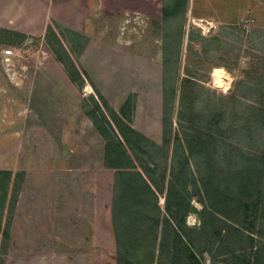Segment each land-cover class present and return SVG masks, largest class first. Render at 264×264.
Returning <instances> with one entry per match:
<instances>
[{
	"label": "rangeland",
	"instance_id": "1",
	"mask_svg": "<svg viewBox=\"0 0 264 264\" xmlns=\"http://www.w3.org/2000/svg\"><path fill=\"white\" fill-rule=\"evenodd\" d=\"M26 1L33 5L28 12L45 24L42 34V25L29 26V13H22ZM163 2L16 0L17 28L27 33L0 30V166L6 168L13 155L17 161L10 196L18 195L21 169L34 164V154L23 153L39 136L48 141L45 160H59L55 145L67 130L81 137L68 142L77 153L64 143V163L91 160L88 155L104 162L111 122L146 151H138V171L128 172L115 189L124 187L118 198L123 218L116 220L113 209L115 248L67 249L59 240L66 232L54 217L41 221L33 212L27 219L41 241L16 249V260L28 255L30 264H125L118 256L129 248L130 264H183L175 230L202 264H241L258 242L264 247L260 207L252 210L254 228L240 212L245 202L264 197V0H188L185 16L168 23ZM5 48L16 52L10 62L2 61ZM215 69L226 86L214 82ZM122 148L133 157L125 142ZM122 172L118 168L114 176ZM167 196L184 205L180 225L170 220ZM11 198L2 215L0 264H11L13 255L7 245L8 235L15 238L8 226ZM74 220L71 231L85 232L84 218ZM250 232L255 242L246 240ZM17 233L19 242L24 237ZM116 234L125 240L117 242ZM136 241L141 249L133 248Z\"/></svg>",
	"mask_w": 264,
	"mask_h": 264
},
{
	"label": "crops",
	"instance_id": "2",
	"mask_svg": "<svg viewBox=\"0 0 264 264\" xmlns=\"http://www.w3.org/2000/svg\"><path fill=\"white\" fill-rule=\"evenodd\" d=\"M32 6L31 1H26L25 4L21 5L22 13L26 14V11L28 12L27 9H32ZM32 14L29 13L28 25H42V30L40 31L42 34L45 30V27H43L45 24L42 23L41 17L37 16L36 12L33 13L32 11ZM16 17V0H0V29H19L25 32V30L20 29L21 27L17 28L22 23H17ZM75 136L81 137V132H77V134L73 132L70 135L67 130H62L59 143L55 145L54 151L61 153L59 160H45L46 158L48 159V156L46 157L48 151L46 137L42 138V136H39L40 142L33 146L32 152L29 150L24 151L23 156H28V152L34 154L31 156L34 159V164H26L21 169L23 171V179L20 182L17 196H10L13 186L16 184L17 161H14L16 156H11L13 162L11 161L6 168H1L0 166V203L3 206V212L0 209V229L4 225L2 223V215L5 211V206L7 205L8 207V202L13 197L15 210L8 226L11 228V234L13 233L15 238L18 235L17 232H20V237H24V239L21 238L17 242L15 238H11V235H8V249L13 250V255L11 257L8 256L12 258L8 261L9 263L30 264L27 258L28 255L19 256V259L16 260L15 250L19 249L18 252H20V249L26 250L27 247H31L30 244L32 242L41 241L40 233L35 230L32 231L30 220L27 219V216L31 217L33 212L41 218V221L43 218L54 217L58 227L61 226L63 231L66 232L65 236L61 233L62 237L59 236V240L63 238L61 243L63 242L67 249H76L77 247L91 248L98 246L99 243H102L103 247L105 246L109 250L115 248V238L112 230L113 200L114 196L122 195L124 187H120L118 190L115 189L117 185H121L119 184L121 179H126L128 172L134 171V169L138 171L137 163L135 162V168H122L125 169V173L122 172L116 176L114 174L118 168L107 165L105 161H94L91 155H88L91 160L79 162L74 161L73 157H71L70 161L64 163V156H62L64 143H68L70 140L75 141ZM100 145L102 146V144ZM73 146V143H68L66 151L79 152V148H76V146L73 148ZM87 147L89 153H95V149L92 148L94 145L88 143ZM101 151H105L104 143ZM40 159L43 161H39ZM19 212L22 215H19ZM53 212H56L54 216H52ZM77 216L84 218L81 225L86 228L85 232H83V229L82 232L79 231L80 234L71 231L75 227L76 221L74 218ZM69 264L76 263L70 260Z\"/></svg>",
	"mask_w": 264,
	"mask_h": 264
},
{
	"label": "trees",
	"instance_id": "3",
	"mask_svg": "<svg viewBox=\"0 0 264 264\" xmlns=\"http://www.w3.org/2000/svg\"><path fill=\"white\" fill-rule=\"evenodd\" d=\"M187 5H188V0H164L163 5L161 7V15H162V19L165 23L168 22H173L175 18H179L180 15H182L181 17L185 16V12L187 9ZM184 19V18H182ZM182 27V26H180ZM1 32H5V33H11L9 31L0 29ZM25 36V34H24ZM264 63V61H263ZM260 64V63H259ZM72 80V79H71ZM256 102H259V100H256ZM107 128L109 131L108 132V136L106 137V144H105V152H107V154L105 155V163L113 168H135V162H143L140 154L138 151H143L146 152L145 150H143L142 148H136L137 147V142H135V140H132V138L130 136H127L124 133V137L122 135H120L117 130L113 127V123H108ZM120 128V127H119ZM133 134H136L135 132H133ZM124 142L127 144V146L129 147L130 150H132V153L134 154L133 157H131L123 148L122 145L124 144ZM114 145V146H113ZM113 146V147H112ZM136 146V147H135ZM152 147V146H151ZM189 150L191 155L193 154L192 151V147L189 145ZM110 148V149H109ZM119 148H122V150H119ZM108 149V150H107ZM189 155V154H188ZM185 159V158H184ZM156 167V165H154ZM151 169V168H150ZM3 176V175H1ZM145 193L144 189H139L138 193ZM257 196H262L263 191L260 190H256ZM133 196H137L135 194H133ZM116 197L117 201H115L114 203V211H115V219H122L123 218V211H121V204L118 200L119 196H114V198ZM168 197V213H169V217L170 220H172V222H176V225H180L181 220L184 218L185 216V212L182 211V209L184 208V205L179 201L176 200L174 203H170L169 201V196ZM255 203V204H254ZM244 208L240 209V212H242L243 215V219L244 221H249L252 216H253V212L252 210H256L257 207H260L261 210V214H263L264 216V197H262L261 199H256L255 201L252 202H245L244 204ZM131 207H126L127 210H129ZM209 217H214V215L207 213ZM125 221V219H124ZM142 221V220H141ZM180 221V222H179ZM133 223H137L138 220L136 219H132ZM249 224L251 227L254 228V224L253 221L250 220ZM126 225V224H124ZM157 229H159V226L157 228H155L154 231H156L157 233ZM151 231V229L149 230ZM148 231V232H149ZM116 233V231H114ZM147 232V233H148ZM175 234L176 237L179 239V241L181 242V257L184 258L183 264H202L201 260L197 257V255L194 253V251L192 250L191 246L189 243L187 242H183V240H181V238L179 237V235H177V231L175 230ZM116 234V240L117 242H121V240H125L124 238H122V235H118ZM243 235V234H242ZM245 236V235H243ZM138 236H131L128 238V241H132V240H137ZM154 238L158 237V234H156L155 236H153ZM246 240L248 241H252L255 242V238H254V233L250 232L248 233V236H245ZM145 238L147 239V237H143L142 238V243H144ZM148 240V239H147ZM139 242V241H138ZM138 242H131L133 243L136 247H133L134 245H132L131 247L133 248H137V246L140 248V245H138ZM156 243V241H155ZM252 244H249L252 247ZM257 248L255 249L256 252H254V254H252V256H250L248 259L244 260V262H242L241 264H264V247L261 248L259 245V242L257 243ZM141 249V248H140ZM127 251H130L129 248H126ZM125 249L122 252H119V256L118 258H123L125 259L124 263H129L126 261L127 257H128V252ZM130 264V263H129ZM142 264V262L140 263ZM146 264H149L148 261L146 262Z\"/></svg>",
	"mask_w": 264,
	"mask_h": 264
},
{
	"label": "built area",
	"instance_id": "4",
	"mask_svg": "<svg viewBox=\"0 0 264 264\" xmlns=\"http://www.w3.org/2000/svg\"><path fill=\"white\" fill-rule=\"evenodd\" d=\"M15 55V50H13L12 48H5L2 50V61L10 62L11 58Z\"/></svg>",
	"mask_w": 264,
	"mask_h": 264
},
{
	"label": "bare ground",
	"instance_id": "5",
	"mask_svg": "<svg viewBox=\"0 0 264 264\" xmlns=\"http://www.w3.org/2000/svg\"><path fill=\"white\" fill-rule=\"evenodd\" d=\"M223 77L224 75L222 74V70L221 69H215L214 70V82L218 85H221V86H226V84L223 82Z\"/></svg>",
	"mask_w": 264,
	"mask_h": 264
}]
</instances>
